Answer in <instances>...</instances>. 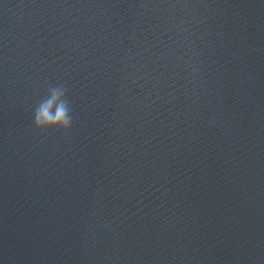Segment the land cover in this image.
Returning <instances> with one entry per match:
<instances>
[{"label": "water", "instance_id": "water-1", "mask_svg": "<svg viewBox=\"0 0 264 264\" xmlns=\"http://www.w3.org/2000/svg\"><path fill=\"white\" fill-rule=\"evenodd\" d=\"M0 264H264V0H0Z\"/></svg>", "mask_w": 264, "mask_h": 264}, {"label": "clouds", "instance_id": "clouds-1", "mask_svg": "<svg viewBox=\"0 0 264 264\" xmlns=\"http://www.w3.org/2000/svg\"><path fill=\"white\" fill-rule=\"evenodd\" d=\"M63 88L56 85L50 88V95L47 99L41 100L34 109L33 123L37 128L63 127L68 128L71 117L67 105L63 102ZM56 104L58 111L53 116L51 107Z\"/></svg>", "mask_w": 264, "mask_h": 264}]
</instances>
